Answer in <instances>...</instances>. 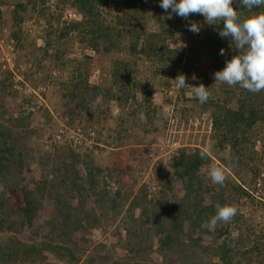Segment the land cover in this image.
Listing matches in <instances>:
<instances>
[{"label": "rangeland", "instance_id": "obj_1", "mask_svg": "<svg viewBox=\"0 0 264 264\" xmlns=\"http://www.w3.org/2000/svg\"><path fill=\"white\" fill-rule=\"evenodd\" d=\"M67 1L62 4L61 0H0L2 24L0 71L9 73L4 82L8 85L7 90L1 94L4 95L3 108H0V112L6 109L7 114L0 117V123L9 125L5 123L8 115L12 119H23V123L15 128L17 135L22 137L16 150L22 151L23 148V151L30 155L29 164L34 170L38 163L48 158L56 157L54 163H59L67 156V150H72L79 155H89L92 164L101 170V176H106L107 172H110L112 181L117 180L123 185L120 188L121 194L125 191L130 193L122 205L119 216L111 224L101 221L98 228L88 231L86 228L77 232H68V229L62 228L68 238L65 246L71 248L73 258L78 261L76 264H178L174 258L165 260L159 254V246L154 242L150 254H136L134 258L127 256L124 249L127 247L128 234L119 233L116 228H123L128 224V220L122 217L129 208V202L134 197L139 198L136 194L143 186L146 190L145 202L159 199L158 187L152 181L153 175L161 177L171 175L170 162L176 156L177 150L197 149L207 156L208 163L198 171L199 175H204L207 182L212 183L208 175L210 165L225 166L223 161L228 158V148L219 151L213 147L209 133V114L194 108L191 116L181 118V107H194L195 102L182 103L178 88L172 81L183 74L186 77V84L198 86L212 76L209 75L211 63L209 55L202 53L192 55L187 53L186 49L190 44L200 41L204 32L213 35L211 32L213 30L209 28L216 26L207 25L200 14H191V22H197L201 26L200 31L195 33L188 30L185 33L172 24L169 12L159 6L160 0H140L125 13L117 1L102 8L105 24L114 25L117 18H123L124 23L136 22L141 34H161L173 27L175 32L166 36L162 46L170 50L182 48L185 50L179 65H170L166 62L150 63L149 59L143 57L134 59L124 52L112 55L96 53L85 44H81L75 32L70 33L65 41L51 44L44 53L40 48H44V39L50 28L59 29L63 24L80 20L79 14L68 7L69 0ZM19 5L23 6L22 10L18 8ZM232 7L243 9L238 0H233ZM238 14L241 15L242 12L238 11ZM18 19L20 41L13 43L9 32L15 30L14 21ZM220 25L223 27V22ZM140 44L141 41L137 46ZM55 52L61 53L58 61L55 60ZM232 52L237 53V50L233 48ZM132 62L134 65L127 70L130 81L123 85L122 90L124 92L127 88L126 95L130 96L124 101L121 86L119 83L113 84L111 73L115 67H120V71L124 63L132 65ZM193 76L196 77L195 80L192 79ZM78 78L81 81L85 80L87 89L80 100L74 97L77 94L74 86ZM210 79H213V76ZM220 83L215 81L214 89ZM190 86L184 87V90L186 89L184 97L189 99L193 97ZM91 87H95L96 90L92 91ZM217 93L220 97L221 92ZM231 106L233 107V104ZM145 110L152 113L149 120L146 118V122H142L140 115L144 114ZM133 113L135 115H132ZM250 136L254 142L255 155L260 156V160L246 161L232 170L234 172L229 169L225 180L230 186L241 184L249 197L235 199L236 196L225 191L226 202L237 208L238 223L234 226L233 223L219 222L214 230L218 228L225 230L218 241L223 242L227 249L233 247V240L240 235L241 251L252 254L238 256L235 260L239 261V264H264V156L261 150L264 123L254 125ZM43 168L39 165L36 171L25 172L27 173V176H24L25 181L30 177L36 178L40 173L46 174L48 171H44ZM75 169L78 176L84 177L81 165L75 166ZM46 176L51 177L47 174ZM28 185L30 188L33 186ZM19 187L9 186V190L4 191L5 194L0 191L1 198L9 196L10 201L6 207L13 212L21 206ZM62 188L58 189L60 213H65L66 203L71 208L79 203L80 211L85 214L86 210L89 211L93 207L91 197L76 199L75 194L68 196ZM115 188L116 185L111 182L110 194L116 191ZM182 195L181 186L176 184L172 193L166 194V197L179 199ZM48 199L42 202L38 217L32 222L29 230L24 228L18 233V241L22 243L35 241L37 245L43 243L42 239L36 237L46 234L36 236L33 232L37 228H44L45 233L50 232V228L43 225L50 221L54 214L53 202L49 197ZM203 203L209 204L207 197L203 199ZM140 208L132 211L138 214ZM99 212L100 210L94 207L93 215ZM15 219L18 220L17 217ZM91 222L89 218L87 225ZM183 229L186 236L188 228L184 226ZM214 230L199 226L193 231V239L199 237L197 244L209 247L216 233ZM50 233L53 235L46 239H54L53 236L57 234ZM134 233L140 234L139 231ZM54 241L59 243L58 240ZM129 244L135 248L132 240ZM254 246H258L257 251L253 250ZM177 247H181L184 252L194 249L188 244H178ZM55 254L59 256L62 253L56 251ZM44 256L45 262L50 264H70L66 262L67 257L53 259L49 253ZM202 259L206 264H217L215 257L205 255Z\"/></svg>", "mask_w": 264, "mask_h": 264}, {"label": "trees", "instance_id": "obj_2", "mask_svg": "<svg viewBox=\"0 0 264 264\" xmlns=\"http://www.w3.org/2000/svg\"><path fill=\"white\" fill-rule=\"evenodd\" d=\"M117 1L120 2L124 13L132 9L136 2H140V0H69L68 7L79 14L80 20L67 25L63 24L59 29L50 28L44 39V48L41 47L40 49L45 53L46 48L51 44L65 41L70 33L75 32L79 42L85 44L91 51L96 53L112 55L116 52H124L134 59H139V57L149 59L151 60L150 63L160 64L161 62H166L170 65H179L185 50L183 48L170 50L162 46V41L166 36L175 32L173 27L167 29L165 33L164 31L161 32V34H141L136 27V22L124 23L123 18H117L114 25L105 24L102 8ZM66 2L68 1L61 0L62 4ZM22 7L21 5L18 6L20 10H22ZM234 10L242 12V17L247 15L246 9ZM257 11H264V7L257 9ZM168 12L172 24L178 26L179 31L181 29V31L187 33L191 16L185 19L175 13H171V9ZM19 23V19L14 21L13 27L15 30L9 32V37L13 43H19L20 41L21 30L17 27ZM0 26H2L1 19ZM222 28L221 25L209 28V30H213L211 31L213 35L204 32L200 41L190 44L189 48L186 49L187 53L189 52L192 55L196 53L209 55V62H211L209 75L211 74L213 79H210L212 77L210 76L203 84L208 88L210 94L207 102L201 104L194 94L191 99L185 98L186 89L184 90V88H178V95L182 103L184 101L195 102L194 107H181V118L191 116L194 108L209 114V133H211L210 140L213 142V147L219 151L225 147L228 148V158L223 163L231 172H234L232 170L246 161L257 162L260 160V156L256 157V152L253 150L254 142L251 140L250 133L254 125L264 123V91L252 93L240 88L238 85L229 87L224 83H220L214 89V73L222 70L225 67V61L230 60L232 56L237 54L232 52L233 48L230 40L219 36L218 33ZM139 41H141V44L137 46ZM220 49H224V55H220ZM55 53V60L58 61L61 53ZM114 62H117V60H114ZM126 64L124 63L122 70L119 71L120 67H115L111 73L113 84L119 83L121 86L120 91L124 101L130 95H126L127 88L124 92L122 91L124 89L123 85H127L130 81L127 70L134 65V62H132V65ZM7 75H9L7 71H0V108H3L4 97L1 94L5 93L8 86L4 84ZM74 88V91H77L74 97L79 100L83 99L87 91L85 80L81 81L78 78ZM91 90L94 91L96 88L91 87ZM217 92H221L220 97ZM232 104L233 107L231 106ZM151 113L152 111L149 113L148 110H145L143 115L149 120ZM0 114V117L5 116L7 114L6 109L1 110ZM132 115L135 114L133 113ZM5 123L9 125L0 123V191L5 194L4 191L9 190V186L11 188L20 186V198L22 201L17 211L13 212L7 209V204H9L7 202L10 201L9 196L1 198L2 196L0 195V239L2 240L0 243V264H50L45 262L44 254L46 253H49L53 259L54 257L57 259L58 257H67L68 260L66 262L76 264L78 261L73 258L71 248L65 246L68 238L65 235L66 231H62V228L68 229V232H77L86 228H88L86 229L87 231L92 228H98L101 226V221L111 224L119 216L122 205L129 198L130 193L125 191L124 194H121L120 188L123 185L117 180L112 181L110 172H107L106 176L102 175V177L101 170L92 164L89 155H79L72 150H67V156L63 157L57 164L54 163L56 157L53 159L48 158L40 162V164L38 163V166L41 165L42 168L45 166L43 170L48 171L46 174L51 175L52 178L46 176L45 173H40L36 178L30 177L29 180L25 181L27 176L25 172L36 171L38 166H35V170L31 168L29 164L30 155L24 152L23 148L22 151L16 150L17 144L21 143L22 137L17 135L15 128L23 123V119H12L8 115ZM261 150L264 156V138L261 140ZM201 153L202 151L197 149L192 151L177 150L176 156L170 162L171 175L168 177L153 175L152 181L158 187L157 196H159V199L145 202L146 190L143 186L136 194L139 198L134 197L129 202V208L125 216L122 217L128 220V224L123 228H116L119 233L128 234L126 235L128 238L127 247L124 249L127 256L134 258L136 254H150L153 251L152 246L154 243L159 246V254L165 260L174 258L178 264H206L202 259L205 255L210 258L215 257L217 264H239V261L235 260L238 256L252 254L248 253V251H241L242 241L240 235L233 240L232 248H225V244L218 241L221 234L225 233L222 228L214 230L216 233L212 239L213 243L209 244V247L197 244L199 237L193 239L195 228L201 226L203 222L208 221L215 214V205L217 203L222 206L228 204L224 199L225 191H228L230 195L236 196L235 199L249 197L241 184L230 186L225 181L224 185L220 186L210 183V181L207 182L204 175H199V169L206 165L209 160L206 155V158L202 159ZM253 157L255 160H253ZM79 165L83 167L84 177H80L77 174L75 166ZM111 182L116 185V191L113 194L109 192ZM28 184L33 186L30 188ZM176 184L181 186L182 197L179 199H168L166 194L172 193ZM61 187H63L62 189L66 195L72 196L71 194H75L76 199H82L84 196L91 197L93 199V207L89 211L86 210L85 214L80 211L79 208L81 206L79 203L74 208H71L66 203L64 204L65 213H60L59 206L61 203L58 200V189ZM46 196L53 202L54 214L53 218L43 223V225L49 227L50 232H57L53 236L54 239H46L53 234L50 232L45 233L44 228H37L33 232L34 235L46 234L39 237L35 236L37 239H42L43 243L37 245L35 241H32V243L18 241V233L23 231L24 228L29 230L32 222L38 217L42 202L45 199L49 200ZM206 197L209 201L208 205L203 203V199ZM94 207L100 210L99 214H97L98 216L93 215ZM139 207H141L139 213L135 214L132 210ZM16 217L18 220L15 219ZM87 217L92 221L90 225H87L89 220V218L87 220ZM238 218L239 215L236 213L232 221L227 224L233 223L236 226ZM184 226L189 231L186 236L184 235L186 233L183 229ZM37 231L42 232L39 233ZM135 231H139L140 234L134 233ZM54 240H58L60 245ZM130 240L134 242L135 248L129 244ZM178 244H188L194 249L184 252L181 247H177ZM253 250L257 251L258 246H254ZM56 251L62 254L58 256L55 254Z\"/></svg>", "mask_w": 264, "mask_h": 264}, {"label": "clouds", "instance_id": "obj_3", "mask_svg": "<svg viewBox=\"0 0 264 264\" xmlns=\"http://www.w3.org/2000/svg\"><path fill=\"white\" fill-rule=\"evenodd\" d=\"M240 6L247 10V15L241 16L232 7L233 0H160V7L166 12L187 19L190 14H200L204 17L205 23L209 26L219 27L223 22V28L219 31L221 38H228L231 47L237 50L236 55L225 61V67L214 73L215 81L227 84L229 87L239 86L240 88L259 93L264 91V11H257L264 7V0H238ZM170 18V17H169ZM197 22H190L189 30L195 33L200 31ZM224 49H220V55H224ZM192 79H196L195 76ZM177 88L190 86L186 84V77L178 75L172 80ZM192 94L201 104L206 103L209 98L208 88L203 84L190 86ZM142 122H146L143 114L140 115ZM204 159L205 154L201 153ZM229 169L226 166L210 165L208 175L213 184L224 185L226 173ZM216 212L210 219L202 223L212 231L219 222L230 223L237 213L233 205H215Z\"/></svg>", "mask_w": 264, "mask_h": 264}]
</instances>
